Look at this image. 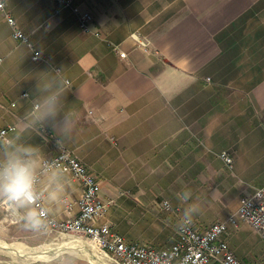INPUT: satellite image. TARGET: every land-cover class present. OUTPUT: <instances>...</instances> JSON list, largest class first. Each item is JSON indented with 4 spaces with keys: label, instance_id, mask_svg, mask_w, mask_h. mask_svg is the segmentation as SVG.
I'll list each match as a JSON object with an SVG mask.
<instances>
[{
    "label": "crops",
    "instance_id": "1",
    "mask_svg": "<svg viewBox=\"0 0 264 264\" xmlns=\"http://www.w3.org/2000/svg\"><path fill=\"white\" fill-rule=\"evenodd\" d=\"M4 3L32 47L14 39L0 11V129L29 109L41 71L60 70L70 83L64 108L75 114L72 131L60 147L51 127L33 140L50 155L68 149L96 175L109 201L99 223L128 241L165 246L183 217L182 189L192 193L185 207L197 206L191 219L212 214L203 228L264 184V0H72L58 12L53 0ZM76 10L93 14L92 31L79 27ZM33 49L45 58L33 59ZM68 179L62 203L49 209L56 219L79 211L83 185ZM167 188L175 209L158 197ZM131 215L146 236L133 232ZM224 237L243 264H264V240L251 225L230 226ZM0 242V264H95L83 236L26 228L3 209Z\"/></svg>",
    "mask_w": 264,
    "mask_h": 264
},
{
    "label": "built area",
    "instance_id": "2",
    "mask_svg": "<svg viewBox=\"0 0 264 264\" xmlns=\"http://www.w3.org/2000/svg\"><path fill=\"white\" fill-rule=\"evenodd\" d=\"M55 12L63 7L72 5V0H53ZM0 11L3 12L8 24L13 28V37L18 42L32 47L30 36L18 27L14 16L5 7L4 0H0ZM79 27L83 31H92L94 16L90 11L76 10ZM99 35L98 30L93 31ZM130 36L144 49L149 50V41L138 31ZM113 50L121 57L125 52L118 44ZM33 59H43L45 55L33 49ZM68 81V80H67ZM27 96L26 92L21 94ZM13 124L0 129V135L5 134ZM221 157L227 165L232 164V157L227 151L221 152ZM55 156L63 160L68 174L83 185L81 197L78 199L79 211L73 218L56 219L49 214L48 228L76 236H83L89 246L90 253L101 258L109 259L116 264H243L230 249L224 235L229 227H238L240 222L251 225L264 240V184L257 187L252 194L240 199L237 209L221 220H216L206 227H198L190 219L183 217L177 227L174 240L169 245L155 246L146 242L128 241L123 235L115 231L108 223H99L98 219L107 211L108 202L100 197L101 187L94 173L68 149L62 148ZM166 209H170L168 201L163 202ZM4 216L13 221L7 214V206L0 205Z\"/></svg>",
    "mask_w": 264,
    "mask_h": 264
},
{
    "label": "clouds",
    "instance_id": "3",
    "mask_svg": "<svg viewBox=\"0 0 264 264\" xmlns=\"http://www.w3.org/2000/svg\"><path fill=\"white\" fill-rule=\"evenodd\" d=\"M69 87L60 70L41 71L31 106L0 135V205L7 206L13 221L29 229H47L49 209L59 206L67 195L68 169L63 160L50 155L45 144L33 137L43 136L45 127H51L60 147L70 135L75 114L64 108ZM177 196L189 201L192 193L184 189ZM196 210L194 203L185 207L183 220L189 221Z\"/></svg>",
    "mask_w": 264,
    "mask_h": 264
},
{
    "label": "rangeland",
    "instance_id": "4",
    "mask_svg": "<svg viewBox=\"0 0 264 264\" xmlns=\"http://www.w3.org/2000/svg\"><path fill=\"white\" fill-rule=\"evenodd\" d=\"M204 186V185H203ZM200 188H203L201 185H199V189ZM184 189H182V191H183ZM200 190H202V189H200ZM182 191H180V192H182ZM162 196H166L167 198H168V200H169V203H170V207H172L173 209H175V208H177L176 206V204L175 203H173V201L176 199V197H174V195H173V191H172V189H170V188H167V189H165V190H163V189H161L160 190V192H159V195H158V197L159 198H162ZM179 201V200H178ZM180 201H182V200H180ZM172 204V205H171ZM186 204V201H183V203H180V205H179V210L177 211L178 213H182L183 211H184V208H185V205ZM199 205H201L200 206V208L201 207H203L204 206V202H202V201H199V203H198ZM171 209V208H170ZM170 209H168V210H170ZM209 213V211H207V212H205V211H199V215L201 216V217H199V218H195V219H191L192 221H193V223H195V225H197L198 227H201L202 225H205V223H209V222H211L212 220H209L210 218H212V214H208ZM206 214H208V215H206ZM207 216V218H209L208 220H206V217ZM178 217V219H172L171 221H173L172 223H173V225L172 226H174L175 227V225H176V222L178 223L179 222V219H180V217L181 216H177ZM216 219V218H215ZM177 220V221H176ZM128 223H130V226H131V228H132V230H133V232L137 235V236H139L140 238H142V237H144V236H146V234H147V229H146V227H145V223L143 222V220L140 218V217H135L134 215H131L130 216V218L128 219ZM137 242H142V241H137ZM145 242V241H144ZM151 244V243H150ZM153 244V243H152ZM154 245V244H153ZM156 246V245H155ZM96 259V257L94 256L93 257V262L95 263V264H103L101 261H96L95 260ZM104 260H106L105 262H106V264H116V262H114V261H112V260H109V259H104ZM105 264V263H104Z\"/></svg>",
    "mask_w": 264,
    "mask_h": 264
},
{
    "label": "bare ground",
    "instance_id": "5",
    "mask_svg": "<svg viewBox=\"0 0 264 264\" xmlns=\"http://www.w3.org/2000/svg\"><path fill=\"white\" fill-rule=\"evenodd\" d=\"M70 239H71V238H70ZM61 241H62V240H61ZM64 241H65V240H64ZM3 242H4V241H3ZM4 243H5V242H4ZM4 243L2 244V243L0 242V245L4 246ZM12 243H13V242H12ZM55 243H56V242H55ZM5 245H6V244H5ZM15 245H16V244H15ZM16 246H17V245H16ZM5 247H6V246H5ZM19 247H20V246H19ZM43 247L45 248L46 246H43ZM43 247H42V248H43ZM48 247H50V246H48ZM17 248H18V247H17ZM22 248H23V247H22ZM27 248H31V247H27ZM0 249H1V248H0ZM35 249H36V248H35ZM50 249H51V248H50ZM68 249H69V248H68ZM27 250H28V249H27ZM29 250L31 251V249H29ZM39 250H40V249H39ZM41 250H42V249H41ZM66 250H67V249H66ZM21 251H22V250H21ZM33 251H35V250H33ZM22 252H23V251H22ZM40 252H41V251H40ZM49 252H50V251H49ZM49 252H48V253H49ZM63 252H64V250H63ZM80 252H81V250H80ZM82 252H83V251H82ZM23 253H24V252H23ZM11 254H12V253H11ZM43 254H44V253H43ZM45 254H46V253H45ZM45 254H44V255H45ZM12 255H13V254H12ZM26 255H28V254H26ZM14 256H15V255H14ZM14 256H13V257H14ZM32 256H33V255H32ZM26 257H27V256H26ZM50 257H51V256H50ZM50 257H49V258H50ZM95 257H96V256H95ZM17 258H18V256H17ZM31 258L33 259L34 256L31 257ZM46 258H48V256H47ZM25 259H26V258H25ZM28 259H30V257H29ZM36 259H37V258H36ZM105 259H106V258H105ZM15 260H16V259H15ZM89 260H90V259H89ZM95 260L98 261V262L101 261L103 264H104V263L106 264V262H105L106 260H104L103 258H101V257L98 256V255H97V257H96ZM27 261H28V260H27ZM92 262H93V261H92Z\"/></svg>",
    "mask_w": 264,
    "mask_h": 264
}]
</instances>
